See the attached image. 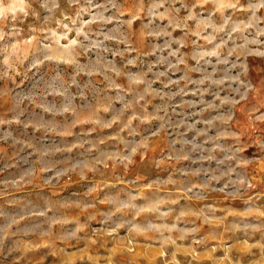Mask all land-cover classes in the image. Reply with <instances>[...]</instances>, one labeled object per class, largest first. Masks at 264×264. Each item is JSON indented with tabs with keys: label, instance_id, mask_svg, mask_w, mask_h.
<instances>
[{
	"label": "rangeland",
	"instance_id": "obj_1",
	"mask_svg": "<svg viewBox=\"0 0 264 264\" xmlns=\"http://www.w3.org/2000/svg\"><path fill=\"white\" fill-rule=\"evenodd\" d=\"M151 2L115 0L116 8L89 12L85 0H5L11 11L0 9V28L9 33L6 43L22 42L24 68L28 45L79 39L103 41V48H68L42 66L49 83L63 70L81 86L79 93L71 87L74 108L62 115L54 114L59 103L45 112L39 98L24 99L32 89L21 91L22 81L35 69L0 79V228L18 220L0 248L3 264H264V43H246L257 35L249 27L254 18L232 13L231 0H217L215 14L232 13L234 21V40L219 49L218 38L208 43L212 28L200 31L210 23L211 4L197 3L190 15L180 3L168 13L166 3L149 15ZM204 52L213 53L205 57L210 64L198 63ZM225 57L236 65L229 74L244 69L241 79L253 85L243 99L217 64ZM98 65L103 73L87 74ZM209 74L224 82L209 85ZM89 82L95 95L84 87ZM121 89L127 109L116 98ZM63 99L48 95L46 102ZM133 108L151 123L134 119ZM121 110L134 130L153 134L142 138L113 122ZM38 113L44 127L32 126ZM130 143L137 151L123 163L118 158ZM237 149L238 161L218 163ZM245 171L250 183L238 187Z\"/></svg>",
	"mask_w": 264,
	"mask_h": 264
},
{
	"label": "clouds",
	"instance_id": "obj_2",
	"mask_svg": "<svg viewBox=\"0 0 264 264\" xmlns=\"http://www.w3.org/2000/svg\"><path fill=\"white\" fill-rule=\"evenodd\" d=\"M70 4L77 5L80 3V0H68ZM85 3L88 5L87 10L89 12L92 11L93 7L97 8H103V10H108V7L111 6L112 8H116L117 5L115 3V0H105V3L103 5H93V0H85ZM169 4V9H166V12L175 14L179 10L174 7L176 3H180L182 7L188 9L190 15L192 13V8L196 6L197 3H208L213 6V9L209 11V24L202 28L200 31L207 32L208 28H212L213 31L208 36V43H212L217 38L220 41V44L217 45L219 49H225L227 48V44L229 40H234V32H233V23L232 20V13L237 12H243L245 14L251 13V16L254 18L252 21V24L249 25V27H255L256 30V37L253 40H247L246 43H256V44H262L264 42H261L259 40V36H264V29L259 28V24L264 21V17L258 16L257 14L261 12L262 9H264V0H247V4L242 3V0H231L232 5V13H220L219 15H216L214 12L215 5L217 3V0H152L151 7L148 8V14L149 15H156L157 10L159 7H162L164 4ZM54 8H59V3H55L53 5ZM0 9H4L5 11H11L10 8L7 7L5 0H0ZM84 9L82 8L81 11ZM227 11V10H226ZM102 15V12H101ZM13 20L16 19L15 16L12 17ZM239 19V17H237ZM49 22L51 23V18H49ZM45 29L48 28V25H44ZM59 27L63 28L65 25L62 23L59 25ZM246 30V29H245ZM18 34V30L14 29L11 35L15 36ZM54 35V33H52ZM78 32V36H79ZM9 33H6L2 28H0V56L3 57L2 60H0V79H12L16 77L17 75L27 76V72L35 69V71L32 72V79L31 80H25L22 81L21 85V91L25 89V87L31 88V93L24 97V99H28L30 102H33L35 99L39 98L41 100V103L45 104L44 107L45 112H52L53 109L50 106H47L49 103H59V108L55 109L54 114H64L67 112H70L73 110L74 105L72 101L75 99V96L73 95L72 91H70L71 87L74 85L77 89V92L79 93L81 91L80 84L77 83V81L72 78L71 84L68 80L64 79L63 76H61V72L63 70H57L56 74L51 77V83L47 79H45L46 76L49 74L47 72H42L41 68L42 66L46 65L48 62L53 61L56 56L62 54L66 49L71 48L75 51V49H86V48H92V49H102L103 48V41H91L88 40V35L85 34V40H88V43L85 44L84 41L72 40L69 42L68 45L60 44L59 40H54L52 44H36V45H28L31 49V59L28 62V67L24 68V62L28 59V56L24 54L21 51V41L12 40V42L6 43V36H8ZM67 36V33H65V38ZM113 36H107L105 39H114ZM261 56H264V52L259 53ZM170 55H173V53H170ZM213 53L210 52H204L202 53L198 58V63L200 60H203L204 64H210L211 61L209 59H205V57L211 56ZM217 64L225 65V79L228 81H231L232 83H236L238 87L236 89H233L238 95L241 96V98H245V94L250 92L253 88L252 83L249 81L248 83H245L244 80L241 79V76L245 75L244 69H241L235 76L230 75L229 73L233 68L236 67L235 64H230L227 57L224 59H217ZM196 71H200L201 69H195ZM95 71H101L103 73V67L99 66L96 69H93L92 72L87 73L88 75H92ZM256 76H260L259 70L256 71ZM67 75V73H65ZM159 76H166L167 73L161 72L158 73ZM211 75L209 74L208 77H206L207 82L209 85L211 84H218L223 83L224 81H215L211 79ZM142 80H137L135 83L140 84L143 83ZM205 81H199L198 83H204ZM85 88H89L93 95H95V86L92 84V82H89V84L84 85ZM243 87L244 92H240V88ZM147 92H145L142 95H146ZM48 95H52L53 97L59 96L63 97L64 99L62 101L58 102H46V97ZM158 95L161 96V98H164L167 94L166 93H158ZM123 97V90H119L117 92V99H120L121 102L124 104V109H127L129 107L128 103L122 99ZM139 99V97H137ZM135 103V101L133 102ZM239 103V101H237ZM160 111H166L164 107L160 108ZM123 110L121 112H117L112 117L113 122H119L121 127L126 129L129 133H132L133 131H138V134L141 135L142 138H149L153 132L151 128L146 129H136L134 130L132 125L128 123L127 116L122 115ZM134 116L133 118L136 120H140L146 124L151 123V118H146V115L143 111L133 108ZM23 115V110L17 112L16 118L19 119V117ZM155 118L160 119L159 112L155 113ZM42 121L44 123H42ZM96 123H100L99 120L96 121ZM46 125V121H44V117L42 114L38 113L35 117H32V126L37 127L41 126L44 127ZM45 130H49L45 128ZM264 140V137L261 138ZM125 151H127V155H123L118 158L121 162L127 163L131 160L133 154L137 151V146L133 144H129ZM47 153H45L46 155ZM253 157H249V159H252ZM238 161V149L236 153H233L230 156H225L224 159L218 161L220 164H226L230 161ZM230 170L234 171V168H230ZM60 173H56V176L58 177ZM238 187L243 186L247 187V185L250 183L248 180V173L245 171L242 175L238 176L237 180ZM38 198L40 200L47 201L49 197L43 195V194H37ZM31 202V201H29ZM127 205H125L126 207ZM39 213L28 211L25 212V216H33L38 215ZM45 215L47 214V210H45ZM0 215H3L2 212H0ZM41 224L43 222H40ZM18 224V220L13 217V219L6 225L4 228H0V248L3 247L5 243V239L7 234L11 231L14 225ZM31 230V229H30ZM41 229L39 227L35 228V231L39 232ZM17 231H21L20 228H17ZM11 250V247L9 248ZM0 264H3L2 261H0Z\"/></svg>",
	"mask_w": 264,
	"mask_h": 264
}]
</instances>
